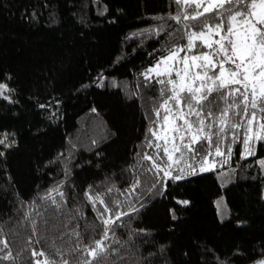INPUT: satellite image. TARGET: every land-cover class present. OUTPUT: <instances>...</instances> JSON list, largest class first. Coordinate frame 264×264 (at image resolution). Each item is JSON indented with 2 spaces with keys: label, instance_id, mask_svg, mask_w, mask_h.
<instances>
[{
  "label": "trees",
  "instance_id": "trees-1",
  "mask_svg": "<svg viewBox=\"0 0 264 264\" xmlns=\"http://www.w3.org/2000/svg\"><path fill=\"white\" fill-rule=\"evenodd\" d=\"M179 11L175 0H0V83L8 89V99L0 96V139L7 137L0 144V241L8 245L0 256L13 257L0 264L44 259L33 251L70 264L92 259L72 251L73 228L84 246L103 236L85 192L124 191L137 181L161 88L142 73L165 48L187 43L184 24L195 22L170 18ZM224 143L232 147L226 168L233 183L219 182L226 168L167 181L156 198L116 221L108 233L115 243L98 264L264 260V142L246 158L231 132ZM55 188L64 194L51 192L59 210L40 199ZM220 199L228 210L222 220Z\"/></svg>",
  "mask_w": 264,
  "mask_h": 264
},
{
  "label": "snow or ice",
  "instance_id": "snow-or-ice-1",
  "mask_svg": "<svg viewBox=\"0 0 264 264\" xmlns=\"http://www.w3.org/2000/svg\"><path fill=\"white\" fill-rule=\"evenodd\" d=\"M175 3L181 11L170 18L177 23H195L184 24L189 29L182 37L187 39L184 47L165 48L166 54L142 73L146 81L151 83L155 79L161 88L160 100L153 109L157 119L150 120L145 136V145L154 151L138 154L143 161L150 162L145 171L163 172L171 180L182 179L186 171L195 174L197 170L210 171L218 163H227L226 158L217 161L215 157L232 155L231 145L225 150L224 143L229 132L233 144L242 142V158L255 155L257 142H264V0H175ZM163 30L161 25L160 31ZM202 47L208 51H201ZM7 91L6 85L0 83V96L8 99L4 96ZM6 139V136L0 139V144ZM260 166L264 167V160ZM176 171L181 175H173ZM137 187L138 179L131 191ZM52 191L64 198L63 192L55 188L40 199L52 200L59 210L62 206L52 198ZM112 191L108 189L109 193ZM104 195L85 192L94 209L97 203L103 207V211L96 210L103 236L84 246L81 233L73 228L76 247L72 251L83 250L92 258L79 264H98L101 258H106L108 233L121 216L128 215L115 211L122 201L114 200L113 206H109ZM132 210L137 211L134 207ZM105 213H113L115 219L105 218ZM32 223L35 229V221ZM0 243L2 252L8 245ZM57 255L64 254L57 249ZM32 257H44L42 261L37 259L36 264H70L67 259L50 258L43 251H33ZM0 259L13 257L9 252ZM257 264H264V260Z\"/></svg>",
  "mask_w": 264,
  "mask_h": 264
},
{
  "label": "rangeland",
  "instance_id": "rangeland-1",
  "mask_svg": "<svg viewBox=\"0 0 264 264\" xmlns=\"http://www.w3.org/2000/svg\"><path fill=\"white\" fill-rule=\"evenodd\" d=\"M152 151H154V149L147 147L145 150L142 151V153H150ZM230 157H215L217 161H222L223 159L226 158L227 163H218L216 167L214 168V170H210V171H217V170H222L223 168H226L231 161ZM211 158L212 157H210V159ZM149 166H150L149 161H143L141 157H139L138 164H137V172H138L137 179L139 180V187L135 188L134 192L131 191V187H130L124 191L113 190L111 193H107L106 195H104L103 198L109 204V206H113L112 201L114 200H120L123 202L121 207L115 209L117 213L129 212L132 210L133 207L134 208L141 207L145 203L156 198L159 195V192L163 190L165 183L167 181H174V182L181 181V180L189 179L191 177H194V176L206 173V172H210V171L200 172L197 170L195 174H190L186 171L183 174L182 179L171 180L165 177L163 172L156 173L153 171H145V168ZM173 175H181V173L179 171H176V172H173ZM234 175H235L234 171L231 169L226 168L225 170L220 171L218 174V179L222 187H226L230 185L231 183H233L235 181ZM88 191L90 192V194H94L91 190H88ZM216 206H217V211L219 213L220 220L226 218L228 215V210L225 206L223 199L217 200ZM95 209L96 210L99 209L100 211H103V207L99 203H97ZM105 218L115 219L113 213H105ZM107 243L109 247H111L114 245L115 242L109 239Z\"/></svg>",
  "mask_w": 264,
  "mask_h": 264
}]
</instances>
